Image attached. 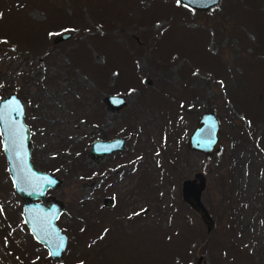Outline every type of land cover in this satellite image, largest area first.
<instances>
[{
  "label": "rangeland",
  "instance_id": "1",
  "mask_svg": "<svg viewBox=\"0 0 264 264\" xmlns=\"http://www.w3.org/2000/svg\"><path fill=\"white\" fill-rule=\"evenodd\" d=\"M9 91L23 102L31 163L61 180L45 193L63 204L67 241L53 260L33 239L0 146V264H264V0L203 11L0 0V97ZM106 94L124 103L110 109ZM203 111L220 132L208 155L186 146ZM92 136L124 145L90 159ZM195 171L209 231L180 197Z\"/></svg>",
  "mask_w": 264,
  "mask_h": 264
},
{
  "label": "water",
  "instance_id": "2",
  "mask_svg": "<svg viewBox=\"0 0 264 264\" xmlns=\"http://www.w3.org/2000/svg\"><path fill=\"white\" fill-rule=\"evenodd\" d=\"M217 1L179 0L178 3L192 10L203 11ZM68 36V32H63L54 35L52 40L55 42ZM104 100L110 109L124 103V98L116 94H107ZM23 111V102L16 92L9 91L0 97V146L12 188L21 198L23 221L33 239L46 248L51 259L56 260L61 256L67 241V235L55 222L63 210V204L61 200L45 192L47 189H54L61 180L54 173L38 169L31 163L29 130L23 121ZM219 137L216 115L211 111H203L186 138V146L208 155L219 149ZM122 141L121 137L94 140L91 143L90 156L121 149ZM204 183L203 174L195 171L192 177L181 179L179 190L181 199L201 218L205 230L209 231L214 222L201 199ZM102 201L104 205H109L112 198L104 197ZM190 264L205 263L202 256L198 255Z\"/></svg>",
  "mask_w": 264,
  "mask_h": 264
},
{
  "label": "flooded vegetation",
  "instance_id": "3",
  "mask_svg": "<svg viewBox=\"0 0 264 264\" xmlns=\"http://www.w3.org/2000/svg\"><path fill=\"white\" fill-rule=\"evenodd\" d=\"M107 95V94H106ZM106 95H104V96H106ZM104 96H103V100H104ZM104 102H105V100H104ZM105 104H106V102H105ZM106 106H107V104H106ZM108 107V106H107ZM109 108V107H108ZM118 137H121V136H118ZM113 138H115V137H113ZM122 139H123V137H121ZM97 139H101V140H106V139H112V138H108V137H101V136H92V137H89V141H88V152H87V154H88V156L90 157V159H95L96 157H98V156H101V155H103V154H109V153H103V154H101V155H97V156H94V157H91L90 156V150H91V148H92V146H91V143H92V141H94V140H97ZM123 145H124V139H123ZM123 147V146H122ZM118 150H120V149H118ZM115 151V150H114ZM105 197H110V196H105ZM104 198V197H103ZM102 198V199H103ZM112 198V197H111ZM113 204V198H112V202H111V204H109V205H112Z\"/></svg>",
  "mask_w": 264,
  "mask_h": 264
},
{
  "label": "trees",
  "instance_id": "4",
  "mask_svg": "<svg viewBox=\"0 0 264 264\" xmlns=\"http://www.w3.org/2000/svg\"><path fill=\"white\" fill-rule=\"evenodd\" d=\"M179 7L182 8L183 6L179 5ZM172 8H174V7H172ZM171 10H172L171 12H174L173 9H171ZM177 12H182V11H181L180 9H178ZM190 12H191V11H190V10H187V9H186V11H183V13H185V14H187V15H188ZM33 242L35 243V241H33ZM24 259L27 260L26 257H25ZM80 261H81V262L78 263V264L84 263V262L86 261V258L84 257L83 260L80 259ZM30 262H31V264L33 263V261H30ZM34 264H37L36 259L34 260Z\"/></svg>",
  "mask_w": 264,
  "mask_h": 264
},
{
  "label": "snow or ice",
  "instance_id": "5",
  "mask_svg": "<svg viewBox=\"0 0 264 264\" xmlns=\"http://www.w3.org/2000/svg\"><path fill=\"white\" fill-rule=\"evenodd\" d=\"M178 2H179V0H178Z\"/></svg>",
  "mask_w": 264,
  "mask_h": 264
}]
</instances>
